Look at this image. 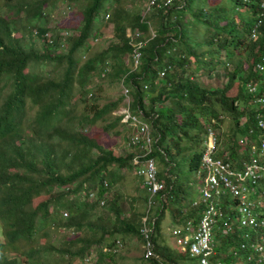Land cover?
Segmentation results:
<instances>
[{"label": "trees", "instance_id": "16d2710c", "mask_svg": "<svg viewBox=\"0 0 264 264\" xmlns=\"http://www.w3.org/2000/svg\"><path fill=\"white\" fill-rule=\"evenodd\" d=\"M2 1L9 11L0 15V264H81L91 251L97 256L94 264H110L123 256L103 253L102 247H111L115 239L122 246L131 238L142 244L138 228L146 191L142 177L133 173L140 160L133 163L132 158L143 149L127 144L135 128L112 115L123 106L124 96H105L99 102L102 85L118 83L127 89L129 113L148 124L146 157L154 159L162 184L146 222L155 256L171 264L192 261L174 245L171 233L173 248L167 244L161 222L166 213L173 228L197 222L201 205H191L197 189L185 192L180 164L185 161L186 169L197 173L200 186L199 158L207 130L214 132L227 120L225 130L215 136L216 144L221 139L215 152L235 169L249 160L245 150L264 138V126L257 127L258 119L264 122V102L256 101L264 98L260 0L200 5L193 0ZM57 3L69 13L67 28L48 23L47 14ZM107 25L113 40L92 53ZM65 30L73 34L65 35ZM136 44L140 59L131 69ZM201 48L207 59L197 57ZM221 55L226 83L200 86L195 72L211 69ZM106 116L110 120L102 130L109 138L121 135L123 153L87 137L88 129ZM238 146L242 152L235 153ZM186 151L187 158L178 161ZM252 152L264 162V155ZM130 175L128 191L124 181ZM83 187L97 188V197L82 194ZM256 187L253 210L264 218V176ZM227 199L222 198V210L231 217ZM234 203L230 200V206ZM212 237L209 264H264L256 263L257 252L250 246L264 243V224L249 228L234 222L225 230L218 222ZM138 260L158 264L142 254Z\"/></svg>", "mask_w": 264, "mask_h": 264}, {"label": "built area", "instance_id": "2783aa9c", "mask_svg": "<svg viewBox=\"0 0 264 264\" xmlns=\"http://www.w3.org/2000/svg\"><path fill=\"white\" fill-rule=\"evenodd\" d=\"M156 0H150L152 4ZM164 4H170L172 0H162ZM259 9H264V0H260ZM262 12L256 16L259 19ZM259 20L254 23L250 30V37H253L258 26ZM134 53L131 60L134 66L137 65L140 53L138 44L133 47ZM262 69V66H259ZM163 71L159 72L162 76ZM146 88V85H143ZM122 95L127 96V89L122 88ZM250 92L254 91L250 87ZM260 103L264 102V98L257 99ZM125 107H121L119 115L120 121L134 127L133 134L129 137L127 144H139L143 152L135 155L132 162L136 164L133 173L142 177V187L146 191V199L144 202L143 213L140 220L138 232L142 239V257L144 259L154 258L158 264H171L168 260L158 258L154 253V245L151 237V227L147 226L146 222L149 218V211L155 204V197L162 190V184L156 179V166L152 157H146L150 151V136L149 128L146 122H143L137 115L130 114L128 111V102L126 100ZM264 122L262 119L257 120V127L263 128ZM215 134L211 130H207L206 138L203 142V149L199 158V168L205 170V175L202 178L201 185L197 189V198L192 201V206L201 205V213L198 217L195 226L187 222L183 227L172 228L174 236V245L183 253L193 260L196 264H209V258L213 254V237L212 233L217 227L218 222H222L225 230L230 229L231 223H236L240 227L254 228L264 224V218L259 217L257 212L253 210L254 202L251 197L256 193V184L261 181L264 176V162L255 157H251L246 163H243L242 168L235 169L228 161L216 156ZM259 154L264 155V139L258 141ZM84 185V184H83ZM105 185V183H103ZM86 191L87 197L94 199L97 197V188L87 189L84 187L81 191L84 194ZM228 198L226 208L233 211V216L225 215L222 208V198ZM235 199L233 206H230V200ZM99 204L103 203V199H99ZM235 211V215H234ZM62 215L66 216V212L62 211ZM257 252L256 263H261L264 260V243H254L250 245ZM121 247L118 239H115L111 247H102L103 253H114ZM97 259L96 253L91 251L86 254L81 264H94ZM214 264H220L215 262Z\"/></svg>", "mask_w": 264, "mask_h": 264}, {"label": "rangeland", "instance_id": "374dc122", "mask_svg": "<svg viewBox=\"0 0 264 264\" xmlns=\"http://www.w3.org/2000/svg\"><path fill=\"white\" fill-rule=\"evenodd\" d=\"M14 1V0H13ZM174 1H177V0H172V2ZM212 2L211 0H193V3L194 4H197L198 2V5H200L202 2H204L205 4H210V2ZM171 2V3H172ZM11 3H12V0H11ZM170 3V4H171ZM9 6H3V1L0 0V15H5L7 13V11H9ZM66 7L63 5V4H59L57 3L55 7H53L52 9L49 10V13L47 14L48 16V23L50 24H54V23H57L59 25H61L62 27L65 26V28H67V25H71L69 23V13H65L66 11ZM143 14L145 15V12L147 11L146 8H144L143 10ZM21 17V15H20ZM19 17V18H20ZM76 21V18L74 19V22ZM40 24V22H39ZM17 27V26H16ZM189 27V26H188ZM18 28V27H17ZM27 28V27H26ZM18 31L20 29H17ZM29 30V29H28ZM16 31L14 32L15 36H18L19 35V32ZM34 31V30H32ZM191 32H193V30H190ZM112 27L111 25H107L106 27H103L102 30H101V34L103 35V37L99 40V41H96L95 42V45H94V48L92 50V53H95L97 50L96 47H104L105 45L108 44V42L112 41L113 38H112ZM153 31L151 30V35H152ZM65 35L67 34H73L69 31H66L64 32ZM47 38L49 36V34L47 33L45 35ZM28 38V37H25V39ZM32 42L35 44L37 42V38L35 36H32ZM195 40H199V39H195ZM202 49L204 48H201V54H199L197 57L200 58L201 60H204L205 58L207 59L208 56L206 54H202L203 51ZM243 50H244V46H241L240 49L238 50V53L241 54L243 53ZM134 53V50H132L131 54ZM218 58V61H216L215 65L213 67H211V69H205V68H202L201 70H198L197 72H195V77L194 80L196 82H198L200 84V86H203V87H215V86H222L226 83L227 81V72L226 70L223 69L222 65H223V61H224V58L223 56L221 55V57H217ZM140 59V58H139ZM236 59V57L234 58ZM258 64V63H257ZM131 69H135L136 66L133 65V63L131 64ZM230 67H232V64H229L228 65V69L227 71L230 70ZM260 71V69H258ZM200 72V73H199ZM105 84V83H104ZM123 86L118 83V85H111V86H106V85H102V91L100 92L101 94V101L99 102H102L104 100V97L107 96H111V97H114L118 94H122V89ZM129 96L127 95L126 97H123V108L126 106L125 105V102L127 100L128 104H129ZM121 108V107H120ZM118 109L116 110L115 112H112V115H119V111L121 109ZM110 120V118H108L107 116L102 120H99L97 121L94 126L91 128V129H88V131L86 132L87 133V137L89 138H94L96 139L99 143L101 144H104L105 146H110V147H113L117 148V151L119 153H123L124 150H125V143L126 141L123 140L121 138V135L115 137V138H109V134L105 133L104 130H102V127ZM121 122V121H120ZM227 123V120L224 119L221 123L218 124V127L215 129V131L213 132L216 136V134L218 135V133H220L221 131H224L225 130V124ZM260 139H264V138H261V137H258V141ZM221 139L218 138V142H217V151H220L221 149V143H220ZM183 145V144H182ZM258 148V144L255 145H251L248 149L245 150V152L249 155V159L251 157H255L256 156V153L252 152V150H257ZM235 150V153H239V152H242V149H241V146H238V147H235L234 148ZM251 150V151H250ZM188 151H186L184 154H181L178 156V161H180L181 159H186L187 156H188ZM181 172L183 173V178H184V181L186 182V188H185V192L186 193H191L193 190L195 189H198L199 187V184H198V175L197 173L195 172H192V171H188L185 167V161H182L181 164ZM201 175L204 177L205 175V170H201ZM202 177V178H203ZM132 179V175L130 176H127V178L125 179L124 181V186H125V189L128 191L132 188V182L130 181ZM193 194H195V192H193ZM197 198V194L195 195V198L194 200ZM144 207V206H143ZM126 209V205L124 204L123 205V210ZM142 211V216L144 215L143 213V208L141 209ZM141 216V218H142ZM168 213L165 214L164 218L162 219V222H161V226H162V231H161V234H165L166 236H168V238L166 239L167 241V244L170 245L171 247L173 246V244L171 243V239L169 238V234L167 233L168 232V227H169V221H168ZM141 220V219H140ZM197 223V222H196ZM195 223V224H196ZM192 226H195L194 224ZM170 233L172 234V231L169 230ZM164 236V235H163ZM119 253L122 254L123 258L119 261V264H134V263H138V258L141 256L142 254V247H141V244L139 242H137L134 238H131L128 243L125 244V246H122L118 249V252L115 253L114 255H118ZM119 254V255H121Z\"/></svg>", "mask_w": 264, "mask_h": 264}, {"label": "crops", "instance_id": "0c3cea01", "mask_svg": "<svg viewBox=\"0 0 264 264\" xmlns=\"http://www.w3.org/2000/svg\"><path fill=\"white\" fill-rule=\"evenodd\" d=\"M168 217V221H169V229H168V234L170 233V231L169 230H171L172 228H173V225H170V218H169V216H167ZM166 235L164 234V237H165ZM171 247V246H170ZM173 248V247H172ZM118 251H116V252H114V253H111L113 256H114V254L115 253H117ZM121 254V253H120ZM122 255V254H121ZM139 259V258H138ZM113 261L114 262H116L117 264H119V261L120 260H118V259H113ZM138 261V263L136 262V263H134V264H139V260H137ZM116 263H110V264H116ZM184 264H194V261L192 260V261H185V263Z\"/></svg>", "mask_w": 264, "mask_h": 264}]
</instances>
